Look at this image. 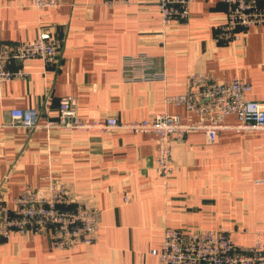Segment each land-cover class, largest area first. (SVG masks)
I'll use <instances>...</instances> for the list:
<instances>
[{"label":"crops","instance_id":"1","mask_svg":"<svg viewBox=\"0 0 264 264\" xmlns=\"http://www.w3.org/2000/svg\"><path fill=\"white\" fill-rule=\"evenodd\" d=\"M30 0H0V47L35 39L44 27L63 37L58 64L41 60L10 65L27 77L0 82V124L14 108H34L39 127L0 128V191L67 181L94 194L100 210L96 240L64 249L47 233L0 235V264H158L164 229H227L240 246L264 231V130H221L215 141L190 131L173 141L175 173L164 184L155 168L158 135L152 131L73 130L45 127L70 96L80 118L120 121L177 114L197 116L166 96L187 91L194 70L217 80L251 83V99H264V25L234 41L217 39L227 6L193 0L185 22L164 27L156 0L109 7L102 0H62L37 10ZM146 54L164 79L127 81V59ZM229 117L227 122H233ZM264 247V237L261 238Z\"/></svg>","mask_w":264,"mask_h":264},{"label":"built area","instance_id":"2","mask_svg":"<svg viewBox=\"0 0 264 264\" xmlns=\"http://www.w3.org/2000/svg\"><path fill=\"white\" fill-rule=\"evenodd\" d=\"M113 7L129 4L131 0H102ZM167 27L172 22H185L190 16L193 0H156ZM226 4L225 20L219 25L217 39L234 41L245 36L252 26L264 25V0H221ZM62 0H30L29 7L37 10L58 8ZM63 37L54 30L42 28L33 40H23L0 47V82L27 77L22 67L11 69L15 63L27 64L41 60L47 67L58 64ZM127 81L164 79V72L154 71L151 56L138 54L127 59ZM187 91L170 94L166 101L185 106L197 118L182 120L177 114L159 113L151 119L120 121L106 116L102 121L90 122L79 117L75 101L70 96L59 100L58 115L45 127L60 131L113 130L152 131L158 135L155 168L167 184L175 173L172 157L173 141L190 131H203L207 139L215 141L221 130H264V99L248 97L251 83L240 80H217L209 72L194 70L186 78ZM229 117L233 122H227ZM20 126L29 130L39 127V112L34 108L10 110V120L0 124ZM100 210L94 194H79L73 184L49 176L46 186L25 187L18 195L7 198L0 191V235L47 233L53 246L70 249L96 240ZM253 246H240L229 230L197 226L164 229L159 248L151 252L158 264H264L261 238Z\"/></svg>","mask_w":264,"mask_h":264}]
</instances>
